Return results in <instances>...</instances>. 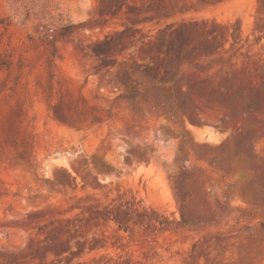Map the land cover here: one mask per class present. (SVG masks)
Masks as SVG:
<instances>
[{
	"label": "rangeland",
	"instance_id": "obj_1",
	"mask_svg": "<svg viewBox=\"0 0 264 264\" xmlns=\"http://www.w3.org/2000/svg\"><path fill=\"white\" fill-rule=\"evenodd\" d=\"M0 264H264V0H0Z\"/></svg>",
	"mask_w": 264,
	"mask_h": 264
}]
</instances>
